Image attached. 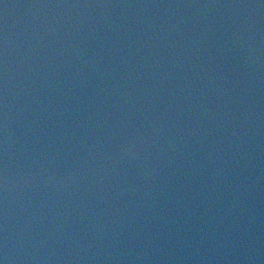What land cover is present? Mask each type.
I'll return each mask as SVG.
<instances>
[{"label": "water", "instance_id": "95a60500", "mask_svg": "<svg viewBox=\"0 0 264 264\" xmlns=\"http://www.w3.org/2000/svg\"><path fill=\"white\" fill-rule=\"evenodd\" d=\"M2 264H264V0H0Z\"/></svg>", "mask_w": 264, "mask_h": 264}, {"label": "snow or ice", "instance_id": "6c2138e0", "mask_svg": "<svg viewBox=\"0 0 264 264\" xmlns=\"http://www.w3.org/2000/svg\"><path fill=\"white\" fill-rule=\"evenodd\" d=\"M0 264H2V262H0Z\"/></svg>", "mask_w": 264, "mask_h": 264}]
</instances>
